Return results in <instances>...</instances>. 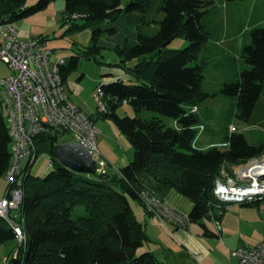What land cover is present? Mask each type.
I'll list each match as a JSON object with an SVG mask.
<instances>
[{
    "label": "trees",
    "instance_id": "16d2710c",
    "mask_svg": "<svg viewBox=\"0 0 264 264\" xmlns=\"http://www.w3.org/2000/svg\"><path fill=\"white\" fill-rule=\"evenodd\" d=\"M54 1L39 0L29 7L27 0H0V24H15ZM237 1L245 0H225L229 4ZM65 2L64 23L72 25L68 32L90 30L91 40L84 50L63 59V83L78 70L81 59L104 64L100 60L103 49L116 52L120 63L110 65L121 68L126 78L98 87L107 112L98 110L90 117L113 121L133 145L134 158L112 174L79 173L55 155L56 146L67 142L63 141L65 132L38 137L37 152L50 154L53 167L43 177L27 169L21 177L24 195L20 213L27 242L18 244L7 264H164L150 250L138 254L152 240L131 200L151 214L141 197L144 191L162 196L176 190L193 203L192 223L199 224L205 236H217L204 219L221 221L231 205L214 194L225 165L240 166L264 156V19L252 24L251 41L242 49L240 57L246 66L234 73L227 69L231 79L218 92L210 93L203 88L210 60L205 57L200 61V56L211 40L220 43L225 34H231L210 17L217 12L215 0ZM177 38L186 39L189 45L169 50ZM218 95L236 101L238 117L251 127L255 143L226 127L222 140L229 148L195 145L197 127L211 129L205 125L206 118L192 108ZM125 103L137 112L148 110L161 117H121L118 109ZM162 117L176 124L168 126ZM11 142L0 103V177L11 164ZM259 202L242 205L255 207ZM15 240L12 226L0 217V245Z\"/></svg>",
    "mask_w": 264,
    "mask_h": 264
},
{
    "label": "rangeland",
    "instance_id": "374dc122",
    "mask_svg": "<svg viewBox=\"0 0 264 264\" xmlns=\"http://www.w3.org/2000/svg\"><path fill=\"white\" fill-rule=\"evenodd\" d=\"M38 1L39 0H27V6H33ZM215 7L217 12L212 13L210 17L214 21L217 20L221 22L231 35L241 33V36L234 40H226L222 43H218V39L214 38L209 42L208 49H205L201 54L200 61L205 57H208L210 60L205 72L206 77L203 83L204 90L210 93L218 92L221 86L232 77V74L228 73L226 67V62H228L230 58L229 55H225L224 50L236 52L240 45L238 39H241L242 42H244L242 47L249 44L251 41L250 32L252 24L256 23L255 21H261L264 19V0H245L230 4L225 2V0H215ZM65 9V0H55L45 10L15 23L16 30L21 36L27 34L32 36V38H45L49 49L54 52L53 60L56 61L71 58L84 50L85 46L90 43L91 31L87 30L81 33L68 32V29L72 25L70 23H64ZM78 23L82 24L83 21L78 20ZM108 42H110V40H106V44H109ZM188 45L189 42L186 39L177 38L169 45L168 49L180 50L185 49ZM233 53L234 52L231 54ZM100 60L104 64L81 59L78 70L73 71L70 74L66 84V92L71 94L74 102L77 105H81L88 113H95L98 111L99 98L97 96V90L98 87L105 82L106 77H108L106 75L110 72H117L118 74L119 71L117 70H122L116 65H110L120 63V58L113 50L103 49ZM120 74L119 76H121ZM11 75H13V71L2 59H0V78H7ZM124 78H126V76ZM4 97L3 90L0 89V103L4 101ZM199 109L200 115L202 116L209 113L207 126L211 129V131H205L200 142L197 143L199 147L206 145V138L211 135L209 132H211L213 136L220 133L219 136L212 139L213 141H220V139H222L223 130L226 127L230 128L231 125L237 128V132L244 133L251 143H255L251 129H247L245 123L238 117L239 109L236 101L231 97L225 95L212 97L201 104ZM118 114L121 117L129 116L145 119H152L156 116L161 117L159 114L148 110L137 112L127 103L123 104L118 109ZM162 118L168 126H174L176 124L171 118ZM95 124L100 131V134L98 135L100 157L97 161L100 166V171L112 174L119 171L120 168L127 166L133 160L134 147L113 121L98 118L95 121ZM63 139V141L70 140L69 136H66ZM50 156L51 155L47 153L39 154L38 161L34 166V173L36 176L43 177L52 170L49 163L51 159ZM256 160L261 162L264 160V156ZM237 167L238 166L230 167L225 165L224 170L229 175H232L235 173ZM0 179H2V182H5V176L0 177ZM131 205L139 221L145 225L147 231H152V222L156 224L153 231L158 233L165 245L171 247L177 253L178 257H180V260L176 264H181V262L186 264H226V259L231 256L229 249L234 250L223 238L222 241L223 243H226V247L228 248H224L221 255H214V251V254L209 261L208 259L204 260L199 254L192 251L190 252L186 249L177 237H175L176 239L173 238V235L168 229L162 225L154 215L146 213L138 202L131 200ZM241 207V204H231L228 206V211L225 214L226 224L233 223L235 226H238L236 224L240 222L239 213ZM156 221L159 223L157 224ZM204 223L211 231L218 233V222L214 218H205ZM166 224L167 223L165 222V225ZM191 228L192 235L195 239L205 242L206 247L213 249V244L216 239L206 238V236L203 235V228L199 224L194 223ZM242 230L245 233L247 231L245 227H243ZM235 235L236 234H234V236ZM244 239L245 238H243V240ZM235 240H237V238ZM250 243L251 242L249 241L246 244L253 246V244ZM17 246V240L0 245V264H7L8 258L16 250ZM150 248L158 249L153 244L147 243L144 247L139 249L138 254L141 255L142 253L149 251ZM160 260L164 261L163 258H160Z\"/></svg>",
    "mask_w": 264,
    "mask_h": 264
},
{
    "label": "built area",
    "instance_id": "2783aa9c",
    "mask_svg": "<svg viewBox=\"0 0 264 264\" xmlns=\"http://www.w3.org/2000/svg\"><path fill=\"white\" fill-rule=\"evenodd\" d=\"M53 58L54 52L49 49L45 38H25L19 35L14 23L0 24V59L13 71V75L0 78V89L5 96L2 108L12 138L11 164L5 175L10 186L4 198L0 200V217L12 226L19 245L27 242L20 213L24 195L21 177L26 169L29 172L33 171L38 161L36 147L38 137L59 130L65 132L64 138L69 136L70 140L66 143L81 144L96 161L100 157L98 149L100 131L90 115L70 99L60 73L63 59L55 61ZM97 96L99 112H107V103L100 88L97 90ZM192 111L198 113L199 108L193 107ZM205 131L204 125L197 127L195 145ZM230 131L238 130L231 126ZM213 147L225 150L229 148V143L220 142L210 148ZM263 162L264 160L258 162L253 159L238 166L233 175H229L223 169L216 181L215 196L222 203L230 204L263 200L264 170L255 175L250 174L252 168ZM49 163L52 168L51 159ZM141 197L149 212L161 224L170 222L178 227L191 226L189 215L177 212L154 192L144 191ZM230 254L239 260V264H264V239L253 248H238L231 250Z\"/></svg>",
    "mask_w": 264,
    "mask_h": 264
},
{
    "label": "crops",
    "instance_id": "0c3cea01",
    "mask_svg": "<svg viewBox=\"0 0 264 264\" xmlns=\"http://www.w3.org/2000/svg\"><path fill=\"white\" fill-rule=\"evenodd\" d=\"M22 36L25 38L32 37V36H29L27 34L22 35ZM240 36H241V33L235 34V35L230 34V35L225 36L222 42H225L226 40H234L236 38H239ZM238 40L240 42V45L238 47L239 49H237L236 52L230 51V50H224L225 55L226 56L229 55V58H230V60L228 62H226V67H227V69L230 70V72H233V73L238 72L239 70H242L246 66L242 62V60H240L241 59L240 55L242 53V49H243L242 46H243L244 42H242L241 39H238ZM232 52H234V53L231 54ZM234 58H238V59H236V61H235ZM117 71H119L118 74H117V72L116 73L110 72L109 74H107L106 76H108V77H106L105 83L106 82H112L118 78H124L126 76L123 70H117ZM120 72H121V74H120ZM119 74L121 76H119ZM68 95H69L70 99L74 102V100L72 99V95L71 94H68ZM77 106L80 109H82L85 113H87L88 115L95 114V113L86 112L81 105H77ZM198 113H200V109H199ZM203 117H205L206 120H209V113H207ZM207 124H208V121L205 123V125H207ZM245 126L247 129L248 128L251 129L246 124H245ZM209 133L211 135L208 134L209 137H207L206 141H205L206 145L199 147L197 144V147L202 148V149H207V148H210L212 146V144L223 142L222 139H220V141H213L212 140L213 138H216L217 136H219V133H217L215 136H213L211 132H209ZM203 135L201 136V138L203 137ZM201 138H200V140H201ZM200 140H199V142H200ZM32 172H33V174H35L34 173V167H33ZM4 181L5 182H2V179H0V200H2L4 198V196L6 194L7 187H8V181H7L6 176H5ZM157 196L160 197L162 200L168 202V204H170L172 208H174L177 212H179L181 214L190 215V213L193 209L192 201L176 190H170V191L164 193L162 196H159V195H157ZM233 204H236V203H232V205ZM241 206L242 207L240 208V213H239L240 222L238 224H236L238 226H235V224H233V223L226 224V222H225V216L226 215L225 214L228 211V209H227L222 220L219 221L220 228H218L219 229L218 233L214 232L217 236H214V237H207L206 236V238L216 239V241L213 244V249L206 247L205 242H201V241H199L193 237L191 227L194 223H192L189 228L188 227H186V228L178 227V226H176L170 222H166L167 223L166 225L165 224H162V225H164L168 229V231L173 235L172 236L173 238L177 237L179 239V241L181 242V244L184 245L186 249H188L190 252L192 251V252H195L196 254H199L202 257V259H204V260L208 259V261H209L211 259L212 255L214 254V251H215L214 255H221L224 248H228V247H226L227 246L226 243H223V241H222L223 238L228 242V244H230L232 246L231 248L234 250H236L238 248H243V247L253 248L256 245H258L264 239V199L261 200V202H259V204L255 207H246V206H243L242 204H241ZM156 223L158 224L159 222L156 221ZM151 224L153 225L152 231H147V233L152 240L151 244L156 246L158 249L150 248V251H152L158 258H163L164 264H176L180 260V257H178L177 253L171 247H169L168 245H165L164 241L161 240L158 233L153 231L154 226L156 224L154 222H152ZM243 227H245L248 232L247 231H246V233L243 232V230H242ZM226 229H227V232L229 231L230 233L229 232L227 233ZM234 234H236V235L234 236ZM236 238H237V240H235ZM243 238H245V239L243 240ZM249 241L251 242L250 244H253V246L246 244ZM229 251H231V249H229ZM213 259H214V257H213ZM226 261H227L226 264H239V260L232 254L228 259H226ZM181 264H186V263L181 262Z\"/></svg>",
    "mask_w": 264,
    "mask_h": 264
},
{
    "label": "water",
    "instance_id": "95a60500",
    "mask_svg": "<svg viewBox=\"0 0 264 264\" xmlns=\"http://www.w3.org/2000/svg\"><path fill=\"white\" fill-rule=\"evenodd\" d=\"M54 152L57 159L73 171L86 174H95L100 171L96 159L79 143L59 144Z\"/></svg>",
    "mask_w": 264,
    "mask_h": 264
},
{
    "label": "bare ground",
    "instance_id": "6f19581e",
    "mask_svg": "<svg viewBox=\"0 0 264 264\" xmlns=\"http://www.w3.org/2000/svg\"><path fill=\"white\" fill-rule=\"evenodd\" d=\"M264 170V162L261 165L255 166L251 169L250 174L255 175L258 174L260 171Z\"/></svg>",
    "mask_w": 264,
    "mask_h": 264
}]
</instances>
